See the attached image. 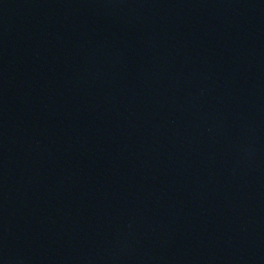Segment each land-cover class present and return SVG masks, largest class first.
Masks as SVG:
<instances>
[{
  "label": "water",
  "instance_id": "1",
  "mask_svg": "<svg viewBox=\"0 0 264 264\" xmlns=\"http://www.w3.org/2000/svg\"><path fill=\"white\" fill-rule=\"evenodd\" d=\"M264 162V0H0V185Z\"/></svg>",
  "mask_w": 264,
  "mask_h": 264
}]
</instances>
